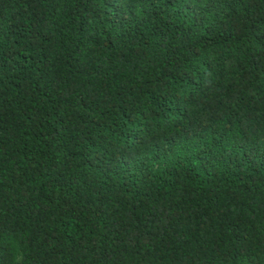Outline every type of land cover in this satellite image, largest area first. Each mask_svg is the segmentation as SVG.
I'll return each instance as SVG.
<instances>
[{"label": "trees", "instance_id": "trees-1", "mask_svg": "<svg viewBox=\"0 0 264 264\" xmlns=\"http://www.w3.org/2000/svg\"><path fill=\"white\" fill-rule=\"evenodd\" d=\"M0 264H264V0H0Z\"/></svg>", "mask_w": 264, "mask_h": 264}]
</instances>
